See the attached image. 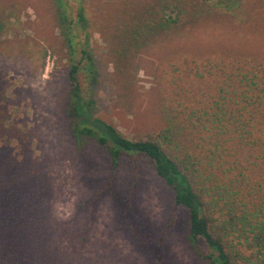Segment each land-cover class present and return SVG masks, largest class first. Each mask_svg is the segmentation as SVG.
Here are the masks:
<instances>
[{
    "label": "rangeland",
    "instance_id": "rangeland-1",
    "mask_svg": "<svg viewBox=\"0 0 264 264\" xmlns=\"http://www.w3.org/2000/svg\"><path fill=\"white\" fill-rule=\"evenodd\" d=\"M161 2L174 1L60 3L73 15L77 7L83 11L94 70L92 80L82 70L76 76L93 100V114L128 138H144L160 126L157 90L170 87L175 68L236 53L264 59V0H241L233 15L208 13L204 6L193 20L183 18L162 32L152 27L139 38L138 29L153 23ZM62 27L53 0H0V106L28 129L23 149L39 168L48 213L64 226L61 245L78 248L77 262L207 264L188 240L186 210L174 207L171 190L144 157L133 167L122 156L110 178L102 148L73 146ZM73 62L83 64L79 51ZM89 212L91 225L79 242Z\"/></svg>",
    "mask_w": 264,
    "mask_h": 264
},
{
    "label": "trees",
    "instance_id": "trees-1",
    "mask_svg": "<svg viewBox=\"0 0 264 264\" xmlns=\"http://www.w3.org/2000/svg\"><path fill=\"white\" fill-rule=\"evenodd\" d=\"M53 1L69 53L67 126L75 149L90 143L102 148L110 178L122 156L133 167L144 157L171 190L174 207L186 210L188 240L207 264H264V59L236 53L175 68L170 87L157 90L160 126L144 138H128L93 114V100L76 76L82 70L92 80L94 70L81 6L73 15L70 5ZM168 1L174 2L159 4L156 21L138 29L139 38L152 27L162 32L183 18L193 20L206 7L233 15L241 5ZM77 51L81 66L73 62ZM27 133L0 106V264H104L77 262L78 248L61 245L64 226L48 213L39 168L23 149ZM90 213L77 231L79 242Z\"/></svg>",
    "mask_w": 264,
    "mask_h": 264
}]
</instances>
